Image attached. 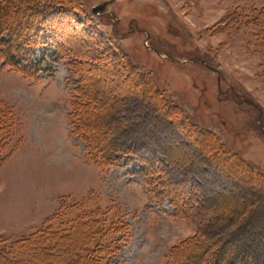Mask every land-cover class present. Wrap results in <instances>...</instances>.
<instances>
[{
    "label": "rangeland",
    "instance_id": "obj_1",
    "mask_svg": "<svg viewBox=\"0 0 264 264\" xmlns=\"http://www.w3.org/2000/svg\"><path fill=\"white\" fill-rule=\"evenodd\" d=\"M104 1L111 3L95 15ZM67 3H49L55 14L46 23L58 33L27 44L20 64L0 47V108L12 120V135L0 128V234L15 240L59 213L107 211L129 231L108 264H171L170 249L199 230L220 234L254 221L264 253V197L218 173L187 132L126 79L129 64L150 75L152 91L180 106L193 130H211L264 172V33L247 23L264 0ZM84 86L93 103L73 115L72 99ZM97 110L100 126L89 121ZM79 117L85 125L76 124ZM119 130L155 169L140 173L130 154L103 161L97 144L89 155V136L104 140ZM166 183L181 192L178 209L162 196ZM39 256L50 255L36 250L23 262L37 264Z\"/></svg>",
    "mask_w": 264,
    "mask_h": 264
},
{
    "label": "trees",
    "instance_id": "obj_2",
    "mask_svg": "<svg viewBox=\"0 0 264 264\" xmlns=\"http://www.w3.org/2000/svg\"><path fill=\"white\" fill-rule=\"evenodd\" d=\"M50 2L66 5L69 0H0V47L4 46L5 54L13 61L12 64H20L17 60L23 56L21 52L28 48L27 44L38 45L40 39L50 40L56 30V34L58 33L57 25L52 27L50 23H46L53 20L55 14L48 8ZM66 10L68 11V8ZM231 13L234 14L235 11ZM27 15L26 21L29 20L24 22ZM247 23L262 26L256 33L261 37L264 33V7L254 8L247 17ZM48 26L52 27L50 32ZM33 31L36 33L33 34ZM27 58L29 56H26V60ZM85 77L81 74V82ZM126 79L138 87L137 93L145 94L153 101L156 109L171 118L176 127L187 132L197 150L209 160L218 173L233 180L250 193L264 197V172L246 162L238 153L225 148L211 130L197 128L193 130L191 122L182 118L180 106L170 104L162 91H152L153 82L150 75L129 64ZM84 87V90L76 91L72 99L73 115H77L80 109L88 108L93 103L91 92L87 90V86ZM99 112L97 110L95 119L94 114L89 118L95 125H99L101 118L104 117V114ZM77 121L76 124L85 125V119L80 118ZM11 123L9 110L0 108V128H3L2 131H5L7 136L12 135L7 126L12 125ZM122 132L112 131L111 136L104 140L99 139V136H89V155L95 153L91 148L92 144H97L99 148L97 156L103 161L115 160L121 155L130 154L142 164L140 173L146 174L150 168L155 169L153 162L136 149L135 143L129 142L131 139ZM4 150V147L0 148V162L5 159L2 154ZM162 186V196L170 197L171 202L176 203V198L179 199L181 192L167 183ZM176 208L178 209V205ZM64 214L63 212L53 216L42 226L19 239L9 240L0 234V264H28L23 262V256L36 250L50 255L49 258L39 256L37 264H108L119 254L121 243L127 239L129 232L125 223H118L114 217L110 218L106 215L107 211L90 214L84 212L68 219ZM253 222H242L238 228H230L220 234L210 228L199 230L170 249L168 256L171 258V264H264V253L258 243L263 240L260 236L263 233L251 229L249 223Z\"/></svg>",
    "mask_w": 264,
    "mask_h": 264
},
{
    "label": "water",
    "instance_id": "obj_3",
    "mask_svg": "<svg viewBox=\"0 0 264 264\" xmlns=\"http://www.w3.org/2000/svg\"><path fill=\"white\" fill-rule=\"evenodd\" d=\"M109 2L110 1H105L103 3H100V4L96 5V6H94L92 8L93 13L94 14H101L105 10V8H106V6L108 5Z\"/></svg>",
    "mask_w": 264,
    "mask_h": 264
}]
</instances>
